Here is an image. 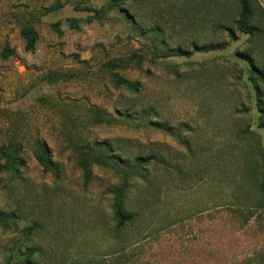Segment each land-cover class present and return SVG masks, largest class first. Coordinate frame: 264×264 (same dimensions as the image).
Returning a JSON list of instances; mask_svg holds the SVG:
<instances>
[{
  "label": "rangeland",
  "instance_id": "1",
  "mask_svg": "<svg viewBox=\"0 0 264 264\" xmlns=\"http://www.w3.org/2000/svg\"><path fill=\"white\" fill-rule=\"evenodd\" d=\"M239 14V0H0V264H264V84L237 56L264 66V37L245 40ZM103 151L86 179L82 155Z\"/></svg>",
  "mask_w": 264,
  "mask_h": 264
},
{
  "label": "trees",
  "instance_id": "2",
  "mask_svg": "<svg viewBox=\"0 0 264 264\" xmlns=\"http://www.w3.org/2000/svg\"><path fill=\"white\" fill-rule=\"evenodd\" d=\"M136 0H105L106 3V10L107 11H114L116 8H121L123 5L126 3H133ZM239 5H240V14H239V20L238 24L243 26L244 30H247L249 34H252L254 32H261L259 29H254V28H247L245 25L248 20H250L253 16V9L250 3V0H239ZM97 12V11H96ZM21 36L23 40L25 41V50L28 52H33L35 49V43L37 41V35L36 33L31 30V29H22L21 30ZM209 50V49H207ZM206 50V51H207ZM211 50H221L220 44L212 47ZM179 53V52H178ZM6 55H3V58H5ZM176 56H181V55H176ZM246 60H248V70L250 73V77H252V80L254 79H259L263 84H264V67L260 68L255 65L253 59L251 57H245ZM118 83L121 86H124L126 89L130 91H135L137 86L129 81L119 79ZM256 93H257V102L258 104H261V91L259 87H256ZM260 112H262V107H260ZM92 115H94L95 122L97 124H103L106 123L107 121L105 120V117L103 114H101L98 110L92 111ZM262 129H264V123H262L261 126ZM259 159L262 160L263 163V168L260 170V172H257L258 178L261 180V184L258 187V190L260 193L264 194V153L262 150L259 151ZM110 160L111 157L108 156L106 151H103L102 153H99L97 155H94L92 158H89L87 156L82 155L81 157V167L84 171L85 178L88 179L89 174H90V165L92 163H95L97 165H100L102 167H108L110 165ZM142 159H138L135 162V167L133 170L130 172L129 175H136L138 172L143 170L142 166ZM124 192H125V187H120V189L117 191L114 202H113V209H114V214L115 217L122 221L129 222L131 221V216L126 215L124 209H123V202H124Z\"/></svg>",
  "mask_w": 264,
  "mask_h": 264
},
{
  "label": "crops",
  "instance_id": "3",
  "mask_svg": "<svg viewBox=\"0 0 264 264\" xmlns=\"http://www.w3.org/2000/svg\"><path fill=\"white\" fill-rule=\"evenodd\" d=\"M252 9H253V16L250 20L247 21L246 23V27L247 28H254V29H259L261 30V32H254L252 34L247 33V30L243 29V26L239 25L238 23H236V27L238 28L239 33L242 35L243 38H245V40L248 39V41H252L253 39H257V38H263L264 37V0H250ZM258 40V39H257ZM218 45V44H217ZM216 45H212L211 48L209 50L206 51V53H210V51L218 53L224 50V47H221V50H211L212 47H214ZM254 49H250L248 51V53L246 52L245 54H247L248 56H243L241 54H237L238 57H255L254 56ZM258 54L260 51V48H258L257 50ZM213 53V54H215ZM213 54H211L213 56ZM260 55H256V57H259ZM253 59V58H252ZM260 68H263L264 66H258ZM260 89V88H259ZM261 91V90H260ZM261 100H262V93H261Z\"/></svg>",
  "mask_w": 264,
  "mask_h": 264
}]
</instances>
